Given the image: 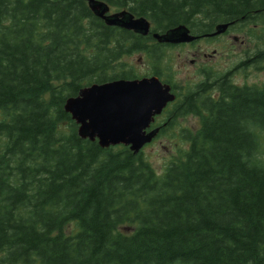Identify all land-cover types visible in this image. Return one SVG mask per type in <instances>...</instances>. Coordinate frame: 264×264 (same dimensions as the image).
I'll list each match as a JSON object with an SVG mask.
<instances>
[{
  "label": "trees",
  "instance_id": "trees-1",
  "mask_svg": "<svg viewBox=\"0 0 264 264\" xmlns=\"http://www.w3.org/2000/svg\"><path fill=\"white\" fill-rule=\"evenodd\" d=\"M102 1L157 32L264 15V0ZM154 41L84 0H0V264H264V85L202 67L159 123L155 138L198 122L160 175L143 148L80 138L63 109L93 82L139 78L122 60L134 52L172 80ZM206 70L224 79L217 97Z\"/></svg>",
  "mask_w": 264,
  "mask_h": 264
},
{
  "label": "water",
  "instance_id": "water-1",
  "mask_svg": "<svg viewBox=\"0 0 264 264\" xmlns=\"http://www.w3.org/2000/svg\"><path fill=\"white\" fill-rule=\"evenodd\" d=\"M94 16L108 26H116L146 36L150 21L135 17L127 10L110 13V6L102 0H84ZM231 22L219 23L209 35L224 33ZM163 43H189L198 36L180 24L165 32H152ZM175 99L169 85L156 76L135 79H113L82 87L76 96L65 99L63 109L77 125L80 138L96 140L100 147L124 145L137 153L151 142L157 128L146 131L168 102Z\"/></svg>",
  "mask_w": 264,
  "mask_h": 264
},
{
  "label": "rangeland",
  "instance_id": "rangeland-1",
  "mask_svg": "<svg viewBox=\"0 0 264 264\" xmlns=\"http://www.w3.org/2000/svg\"><path fill=\"white\" fill-rule=\"evenodd\" d=\"M114 10L111 9V12ZM261 22L264 23V15L257 17L255 21L236 24L233 29L227 33L218 35L217 38L210 40H200L194 45H182L164 49V59L168 69L163 70L166 76L175 79L178 84L186 82H197L201 76V68L209 66L214 71L232 67L243 58L245 52H252L254 46H261L263 43L264 31L260 30ZM233 36L237 38L234 40ZM264 46V45H263ZM212 50L217 51V55L212 59L204 58L203 53L210 54ZM132 67L133 71L142 76L150 72V65L145 61V55L142 52H134L123 57ZM162 72V71H161ZM234 79L242 81L246 79L247 83L264 80V71L252 69H242L236 74ZM197 118L189 115L186 118L178 119V128H173L165 135L153 139L143 147V155L150 162L158 175L162 173L168 161L178 155V150L186 146L179 137V128L189 127L195 129ZM130 228L126 229L128 231ZM121 230H125L122 228Z\"/></svg>",
  "mask_w": 264,
  "mask_h": 264
},
{
  "label": "flooded vegetation",
  "instance_id": "flooded-vegetation-1",
  "mask_svg": "<svg viewBox=\"0 0 264 264\" xmlns=\"http://www.w3.org/2000/svg\"><path fill=\"white\" fill-rule=\"evenodd\" d=\"M232 26H233V22L229 25L226 33L232 29ZM215 28V27H214ZM213 28V29H214ZM213 31V30H212ZM212 31L210 32H204V33H201V32H193L192 34L198 36L194 41L190 42V43H185V44H171V43H162V42H155L157 44H159L160 46H162L163 48H170V47H177V46H182V45H194L195 43H197L198 41L200 40H210V39H214V38H217V36H209L208 34H210ZM192 32V31H191ZM237 37L236 36H233V39L235 40ZM264 41L262 43L261 46H254V49L253 51L250 53V52H245V55L243 56L242 59H240L239 61H237V63L235 64V66L233 65L232 67L230 68H227V69H222V70H217L216 74H222L224 77H226L228 79V82L230 85H233L234 87H244V86H251V85H257V86H262L264 85V80H261V81H253V82H250V83H247L246 79L242 80V81H236L234 79L235 75L240 73L242 69H252V70H257V71H264V55L261 54V52L264 50ZM165 46V47H164ZM217 55V51L216 50H212V52L210 54H207V53H203V57L204 58H213ZM203 67H206V69H208L209 66H204ZM202 74V73H201ZM215 73H209L205 72L204 76H203V79L205 80H208V82L210 83L211 81V77L215 76L216 75ZM142 76H156L153 72H147L146 74L142 75ZM158 77V76H156ZM158 79L161 81L162 84L164 85H169L170 87V91L171 93H173L175 95V99L171 102H168L166 104V106L163 108L162 112L159 114V115H156L154 117V122L152 123V125L149 127L148 130L150 129H153V128H157L158 129V132L160 131L161 127L159 125V123H163V120L164 118L166 117V111L168 109H171V107L176 103L178 97H177V93H178V90H183L185 89L186 86L185 83L183 84H178V82L175 80V79H172V80H169V79H162V78H159ZM224 80V79H220V80H216L212 83H210V90H208V94H210L212 97H217L218 96V91H217V88L218 86L221 85V81ZM169 81V82H167ZM191 85H195V84H191ZM157 132V133H158Z\"/></svg>",
  "mask_w": 264,
  "mask_h": 264
}]
</instances>
